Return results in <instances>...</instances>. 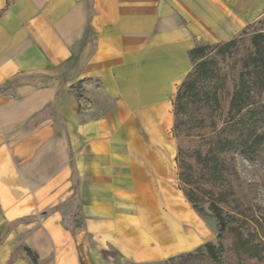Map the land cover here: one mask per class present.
Returning <instances> with one entry per match:
<instances>
[{
	"label": "crops",
	"instance_id": "obj_1",
	"mask_svg": "<svg viewBox=\"0 0 264 264\" xmlns=\"http://www.w3.org/2000/svg\"><path fill=\"white\" fill-rule=\"evenodd\" d=\"M263 12L264 0H0V220L12 226L0 264H34L24 246L38 264L184 247L161 144L188 53Z\"/></svg>",
	"mask_w": 264,
	"mask_h": 264
},
{
	"label": "trees",
	"instance_id": "obj_2",
	"mask_svg": "<svg viewBox=\"0 0 264 264\" xmlns=\"http://www.w3.org/2000/svg\"><path fill=\"white\" fill-rule=\"evenodd\" d=\"M248 45L238 50L232 37L188 53L192 67L173 98L177 180L192 208L215 219L216 239L151 264L264 261V211L236 194L239 176L225 157L264 164V32L253 34ZM22 250L38 264L35 252Z\"/></svg>",
	"mask_w": 264,
	"mask_h": 264
},
{
	"label": "rangeland",
	"instance_id": "obj_3",
	"mask_svg": "<svg viewBox=\"0 0 264 264\" xmlns=\"http://www.w3.org/2000/svg\"><path fill=\"white\" fill-rule=\"evenodd\" d=\"M257 32H264V12L256 18L254 21L249 23L245 28H243L241 31L234 34L232 37H235L238 39L239 48L238 50H243V52L246 51L247 47L249 46V40L251 36ZM231 37V38H232ZM229 38V39H231ZM227 39V40H229ZM225 41V40H223ZM221 42V41H219ZM216 43V42H215ZM207 44V43H205ZM212 44V43H211ZM230 58H226L227 63L229 62ZM225 64V63H224ZM186 76V75H185ZM185 78V77H184ZM164 143L161 144L162 150L164 151L163 155V161L162 163L167 168L168 175L167 179H165L163 176L162 178V184L165 186H168L169 189L174 192L176 198H174L179 205L181 211H182V220L178 218L175 219V221L181 223V226L183 227L182 232L185 235H193L194 238L190 240L189 242L184 244V247H175L172 243L167 242V251L161 252L160 255L162 257L160 258H153L148 259L145 261H141L143 263H154L155 261H159L162 259H165L169 256H174L180 253L189 252L194 249H196L199 245L207 242V241H215L216 239V233H217V225L216 221L213 218V216L210 214L208 210H205L203 214L197 213L191 206V204L187 201L185 196L183 195L182 191L179 189L178 186V180H177V167L175 162V155L177 150V141L173 136L172 128L167 130L165 138L162 140ZM226 159L234 165L239 179L234 182L235 187L234 190L236 194L240 197L248 198L249 200H252L253 202H256L264 211V164L261 163H250L247 160L243 159L241 156L237 154L229 153L226 156ZM159 187L152 188V191L155 193L158 192ZM74 200V198H73ZM73 202V201H72ZM72 206L68 207L69 210H75L76 207H74L75 201L72 203ZM145 201L144 205L149 207L148 218L146 219L147 228L145 229L146 235H148L152 239V234L150 232L151 225H153L154 220L157 218V214L155 213V204L151 202V199H149V203H146ZM151 208V209H150ZM162 209V208H161ZM50 211V210H49ZM66 211V210H65ZM68 211H66L64 216V223L69 226L76 229H79V224L76 220H73L72 216L68 215ZM165 215H166V210ZM168 211L169 214V221L170 218L173 219L170 214V207L168 205ZM161 215H164V212L161 213ZM150 224H147V223ZM174 222V221H173ZM12 226L11 224H1L0 220V240L3 239V236H5L8 229H10ZM164 246V243L161 242ZM150 245L155 247V241H151L149 243ZM104 246V244H103ZM107 248V247H103ZM109 250H104L103 255L104 256H113L115 264H135L136 262L140 261H134L131 258H127L122 253L118 252L117 250L109 247ZM227 264H235V263H227ZM240 264H264V261L257 262V261H244Z\"/></svg>",
	"mask_w": 264,
	"mask_h": 264
},
{
	"label": "bare ground",
	"instance_id": "obj_4",
	"mask_svg": "<svg viewBox=\"0 0 264 264\" xmlns=\"http://www.w3.org/2000/svg\"><path fill=\"white\" fill-rule=\"evenodd\" d=\"M169 201H172L173 202V200L172 199H169ZM174 207H175V204H174ZM176 208V207H175ZM177 213H178V210H177ZM178 216H179V213H178ZM179 218V217H178ZM179 223V222H178ZM172 225V224H171ZM169 226V229H170V231L171 232H175V223H173V226ZM178 231H179V224H178ZM183 236H184V238H183V243L185 244V243H187V242H189L190 240H192L193 238H194V236L193 235H185V234H183Z\"/></svg>",
	"mask_w": 264,
	"mask_h": 264
}]
</instances>
